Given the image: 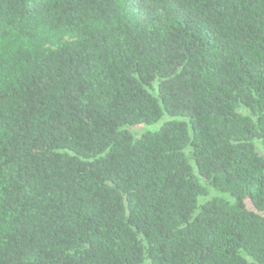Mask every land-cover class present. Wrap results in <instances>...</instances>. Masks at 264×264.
Returning <instances> with one entry per match:
<instances>
[{
  "label": "trees",
  "instance_id": "trees-1",
  "mask_svg": "<svg viewBox=\"0 0 264 264\" xmlns=\"http://www.w3.org/2000/svg\"><path fill=\"white\" fill-rule=\"evenodd\" d=\"M0 264H264V0H0Z\"/></svg>",
  "mask_w": 264,
  "mask_h": 264
},
{
  "label": "rangeland",
  "instance_id": "rangeland-1",
  "mask_svg": "<svg viewBox=\"0 0 264 264\" xmlns=\"http://www.w3.org/2000/svg\"><path fill=\"white\" fill-rule=\"evenodd\" d=\"M160 126V123L159 124H156L155 126H153V127H150V128H147L146 127V129H155V128H157V127H159ZM142 131V127H138V128H136V129H134V131L132 130V132H137V133H140ZM247 207L249 208V209H252L251 208V206H250V204H247Z\"/></svg>",
  "mask_w": 264,
  "mask_h": 264
}]
</instances>
